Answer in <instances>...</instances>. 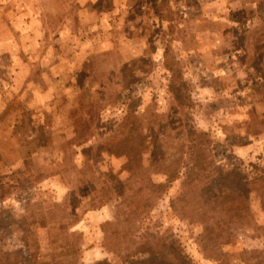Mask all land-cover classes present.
Segmentation results:
<instances>
[{
  "label": "rangeland",
  "instance_id": "374dc122",
  "mask_svg": "<svg viewBox=\"0 0 264 264\" xmlns=\"http://www.w3.org/2000/svg\"><path fill=\"white\" fill-rule=\"evenodd\" d=\"M0 252L264 264V0H0Z\"/></svg>",
  "mask_w": 264,
  "mask_h": 264
},
{
  "label": "trees",
  "instance_id": "16d2710c",
  "mask_svg": "<svg viewBox=\"0 0 264 264\" xmlns=\"http://www.w3.org/2000/svg\"><path fill=\"white\" fill-rule=\"evenodd\" d=\"M169 68L171 69L170 66H169ZM139 249H140V252H142L144 254L153 252L151 242L145 243ZM178 259H179V261H181V264H182V262L184 261V257L181 256ZM0 264H24V263L22 261L12 259L11 257L0 252ZM102 264H107V263H102Z\"/></svg>",
  "mask_w": 264,
  "mask_h": 264
}]
</instances>
